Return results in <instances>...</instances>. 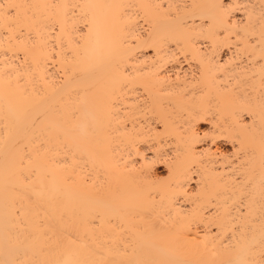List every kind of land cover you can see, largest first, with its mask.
Listing matches in <instances>:
<instances>
[{
	"label": "bare ground",
	"instance_id": "bare-ground-1",
	"mask_svg": "<svg viewBox=\"0 0 264 264\" xmlns=\"http://www.w3.org/2000/svg\"><path fill=\"white\" fill-rule=\"evenodd\" d=\"M0 264H264V0H0Z\"/></svg>",
	"mask_w": 264,
	"mask_h": 264
}]
</instances>
